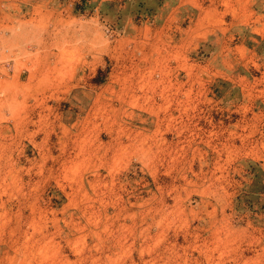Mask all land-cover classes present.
<instances>
[{
    "label": "rangeland",
    "instance_id": "374dc122",
    "mask_svg": "<svg viewBox=\"0 0 264 264\" xmlns=\"http://www.w3.org/2000/svg\"><path fill=\"white\" fill-rule=\"evenodd\" d=\"M133 1L0 0V264H264V0Z\"/></svg>",
    "mask_w": 264,
    "mask_h": 264
},
{
    "label": "trees",
    "instance_id": "16d2710c",
    "mask_svg": "<svg viewBox=\"0 0 264 264\" xmlns=\"http://www.w3.org/2000/svg\"><path fill=\"white\" fill-rule=\"evenodd\" d=\"M161 4L162 3H159V6H161ZM85 6H86L85 4L82 7L80 5H75L74 12L79 15L85 14V10H86ZM117 11L119 12H115L114 10V4L104 3L103 8L100 10V16L102 18V21L104 22L105 20L109 21V18L111 16L117 15V14L120 15L123 13V11L122 12L120 10H117ZM125 12L128 18L137 19L140 17H150L155 13V10H154V7L148 5L147 2H145L144 0H138L136 2L133 1L132 4L129 3L126 7ZM260 177H261L260 173L254 174V182L257 183ZM254 188H256V185L251 187L250 190ZM261 190H264V184Z\"/></svg>",
    "mask_w": 264,
    "mask_h": 264
},
{
    "label": "built area",
    "instance_id": "2783aa9c",
    "mask_svg": "<svg viewBox=\"0 0 264 264\" xmlns=\"http://www.w3.org/2000/svg\"><path fill=\"white\" fill-rule=\"evenodd\" d=\"M8 66V65H7Z\"/></svg>",
    "mask_w": 264,
    "mask_h": 264
}]
</instances>
